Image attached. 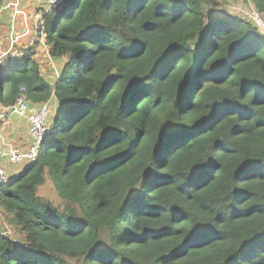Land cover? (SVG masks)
<instances>
[{
	"label": "trees",
	"instance_id": "16d2710c",
	"mask_svg": "<svg viewBox=\"0 0 264 264\" xmlns=\"http://www.w3.org/2000/svg\"><path fill=\"white\" fill-rule=\"evenodd\" d=\"M47 9L32 29L64 63L55 87L34 48L0 67L1 106L57 102L38 160L0 181L16 232L0 233V264H264L255 22L216 0ZM47 179L62 209L39 195Z\"/></svg>",
	"mask_w": 264,
	"mask_h": 264
},
{
	"label": "rangeland",
	"instance_id": "374dc122",
	"mask_svg": "<svg viewBox=\"0 0 264 264\" xmlns=\"http://www.w3.org/2000/svg\"><path fill=\"white\" fill-rule=\"evenodd\" d=\"M24 1L25 2L23 4V0H5L4 5L0 8V67L3 66L9 58L12 59L19 57L21 58L22 56L25 55V53L29 49L34 48L37 49V51H35V59L38 61L40 72L48 82L54 85L55 81L58 80L59 76L61 75V68L64 63L50 58L49 55L50 48H48V46L45 43V35L43 34L42 37H39L40 42H37L38 37H35L33 31H32L33 33L32 35L28 31L19 34L16 31V29L18 28L17 25L19 24V20L17 18V16L20 15L19 13H25L26 9L32 6L31 9H33V12L27 15V19L29 20V22L26 21L25 19L22 21L25 24V27L31 26L32 24L35 27L36 26L38 27L41 25L44 12L48 10L47 9L48 5L46 4V0H24ZM216 1L219 10H222L226 13H230L234 16L248 17L257 24V28L261 31V33L264 34V19L261 13H258V11L254 9V5L251 2L249 1L244 2V0H216ZM205 11H208V9L205 8ZM11 12H12V18H11ZM5 13L7 14L4 19L2 16ZM46 13H48V11ZM20 28H18V31ZM54 103L56 106L57 104L56 101L50 103V105L52 104L53 107L52 114L55 113ZM1 114H2V110L0 109V115ZM10 120H12L11 117H5L2 119L1 122V125L4 122L3 124L5 126L6 133L7 132L12 133L10 131L11 128ZM24 125H25L24 126L25 131L29 133V135L27 134L25 136L29 138V142H28L29 145L31 143L30 127L29 124L28 126H26V124ZM14 145H18L17 149H21V151L23 152L28 148V145L24 148H21L22 145L19 144H14ZM10 147L16 148L17 146L15 147L13 145H10ZM3 163L7 164V166H5L6 168L5 170L8 174V178L13 174L18 173L19 170L21 169L20 168L21 166H11L7 162H3ZM39 195L44 199L49 200L60 209H62L65 205V203L58 196L56 190L54 189L52 183H50L49 179H47V183L43 187H41L39 191ZM0 228L4 229V231L10 234L11 236H16L15 229L9 223L8 217L4 213V210L1 206H0Z\"/></svg>",
	"mask_w": 264,
	"mask_h": 264
},
{
	"label": "built area",
	"instance_id": "2783aa9c",
	"mask_svg": "<svg viewBox=\"0 0 264 264\" xmlns=\"http://www.w3.org/2000/svg\"><path fill=\"white\" fill-rule=\"evenodd\" d=\"M48 8L50 9L54 5L58 4L60 0H46ZM262 21V20H261ZM256 24V23H255ZM42 25V23H41ZM257 25V24H256ZM52 101L35 106L30 109V103L24 96L17 99L16 103L11 107L0 106L6 114L1 117V120L6 116H18L25 119L29 123L31 143L28 148L23 152L21 149L10 147L5 153L8 161L15 166H23L27 163H34L38 160L41 147L44 139L50 134V126L48 123L50 114L53 107ZM8 174L6 170L0 166V181H8Z\"/></svg>",
	"mask_w": 264,
	"mask_h": 264
},
{
	"label": "crops",
	"instance_id": "0c3cea01",
	"mask_svg": "<svg viewBox=\"0 0 264 264\" xmlns=\"http://www.w3.org/2000/svg\"><path fill=\"white\" fill-rule=\"evenodd\" d=\"M24 4V3H23ZM32 7V6H31ZM31 7H29L28 9H26V12L25 13H19L20 15L17 16L18 20H19V24L17 25L19 29L18 31V28L16 29V31L19 33H24V32H29V33H32L33 29H32V25L31 26H28V27H25V24L23 23L22 20H26L29 22V20L27 19V15L32 13L33 12V9H31ZM23 11V10H22ZM7 13H5L2 17L5 19V16H6ZM9 15V14H8ZM11 18H12V12H11ZM26 28V29H25ZM33 34V33H32ZM31 34V35H32ZM37 51V49H36ZM1 106V105H0ZM56 108V106H55ZM2 110V109H1ZM4 114H6L3 110H2V114L0 115V166L3 167L4 169L5 166H7V164H4L3 162H7L9 163L11 166H15L13 164H11L7 157L4 155V153L8 150V146L10 145H13V146H17L16 148H18V145H14V144H19V145H22L21 148H24L28 145V142H29V138L25 137L27 134L29 135V133L27 131H25L24 129V124H26V126H28V122L25 120V119H22L18 116H6V117H11L12 120H10L11 122V128H10V131L12 133H6L5 131V126H4V122L2 123L1 125V117L4 116ZM51 117H53V114H51ZM50 117V118H51ZM51 121L49 120V123ZM2 127H3V130H2ZM3 131V132H2ZM23 135V136H22ZM12 137V138H10ZM6 138V139H5ZM16 142V143H14ZM14 143V144H13ZM29 146V145H28Z\"/></svg>",
	"mask_w": 264,
	"mask_h": 264
},
{
	"label": "water",
	"instance_id": "95a60500",
	"mask_svg": "<svg viewBox=\"0 0 264 264\" xmlns=\"http://www.w3.org/2000/svg\"><path fill=\"white\" fill-rule=\"evenodd\" d=\"M52 87L54 88L55 87V85H52ZM34 107V105L33 104H31L30 105V109H32ZM0 233H5V231H4V229H2V228H0Z\"/></svg>",
	"mask_w": 264,
	"mask_h": 264
}]
</instances>
